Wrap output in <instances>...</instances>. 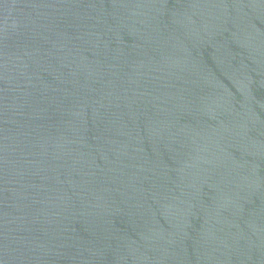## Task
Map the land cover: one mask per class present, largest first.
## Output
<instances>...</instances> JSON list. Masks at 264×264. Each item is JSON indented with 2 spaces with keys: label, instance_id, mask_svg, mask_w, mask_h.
<instances>
[{
  "label": "water",
  "instance_id": "1",
  "mask_svg": "<svg viewBox=\"0 0 264 264\" xmlns=\"http://www.w3.org/2000/svg\"><path fill=\"white\" fill-rule=\"evenodd\" d=\"M0 264H264V0H0Z\"/></svg>",
  "mask_w": 264,
  "mask_h": 264
}]
</instances>
